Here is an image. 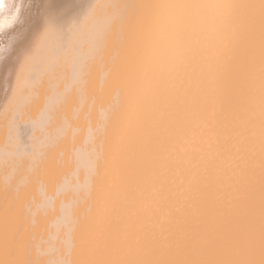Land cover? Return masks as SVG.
<instances>
[{"label":"bare ground","instance_id":"6f19581e","mask_svg":"<svg viewBox=\"0 0 264 264\" xmlns=\"http://www.w3.org/2000/svg\"><path fill=\"white\" fill-rule=\"evenodd\" d=\"M0 264H264V0H0Z\"/></svg>","mask_w":264,"mask_h":264}]
</instances>
